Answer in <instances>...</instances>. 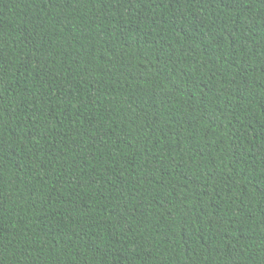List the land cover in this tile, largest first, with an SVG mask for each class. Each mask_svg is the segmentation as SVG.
Instances as JSON below:
<instances>
[{"label": "trees", "instance_id": "obj_1", "mask_svg": "<svg viewBox=\"0 0 264 264\" xmlns=\"http://www.w3.org/2000/svg\"><path fill=\"white\" fill-rule=\"evenodd\" d=\"M0 264H264V0H0Z\"/></svg>", "mask_w": 264, "mask_h": 264}]
</instances>
